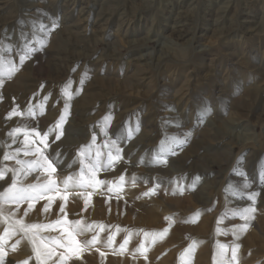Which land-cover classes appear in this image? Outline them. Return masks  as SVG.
I'll list each match as a JSON object with an SVG mask.
<instances>
[{
    "label": "rangeland",
    "instance_id": "obj_1",
    "mask_svg": "<svg viewBox=\"0 0 264 264\" xmlns=\"http://www.w3.org/2000/svg\"><path fill=\"white\" fill-rule=\"evenodd\" d=\"M62 116L46 145L28 136L25 155L24 133ZM37 148L55 161L58 187L95 164L92 186L51 193L50 205L7 201L13 180L43 179L27 171ZM0 172L9 224L59 219L40 235L66 240L79 221L77 242L98 238L66 264H185L193 244L191 264H213L249 207L233 264H264V0H0ZM17 242L3 264H36L20 231L5 248Z\"/></svg>",
    "mask_w": 264,
    "mask_h": 264
},
{
    "label": "snow or ice",
    "instance_id": "obj_2",
    "mask_svg": "<svg viewBox=\"0 0 264 264\" xmlns=\"http://www.w3.org/2000/svg\"><path fill=\"white\" fill-rule=\"evenodd\" d=\"M25 59L24 56L20 57L21 62ZM12 115H20V113L14 108L12 110V113L9 114L8 118H11ZM63 123V116L61 117V120L57 122V124L54 126V128L43 132L42 134L39 132L33 131L32 133L25 132V140L23 141L25 147H24V154L28 155L32 152L33 146L35 144V141H29L28 136L33 135L40 141L41 144H47L48 137L51 134V132H55L56 129L60 127V125ZM20 129L17 128L14 130L13 133H10V136H15L19 134ZM56 140L60 139V135L57 134L55 137ZM117 155L116 156H109V163L105 165V168L111 167L112 163L118 162L120 157L118 155L119 149L116 150ZM16 155H19V153H16ZM34 155L36 156V159L27 163V171L29 172H36L37 173V179H40V177H43L42 180H40L39 183L31 184L27 188L20 187L17 188L16 184L18 181L13 180L12 187L5 190L4 198H6L7 201L20 204L22 201H38L41 198H48L49 199V205L52 202V198L50 197L51 193H59L61 191L67 192L69 189H75V188H85V187H91L92 181L95 178V173L97 171V166L94 164L91 168L88 169L87 173L85 175H79L77 177L69 176L65 178L61 183L63 184V188H60L57 186V181L53 179L52 174L56 172V168L53 166L55 161H51L48 157L44 155V152L41 151L39 148L35 150ZM9 155L4 156V160H8ZM83 163V162H81ZM0 179H3V174L0 172ZM123 177L120 178L121 182L123 181ZM97 184L103 185L105 182L102 180L95 181ZM247 187V185H245ZM111 190V189H109ZM145 195H149V193H145ZM59 199H65V197L60 196ZM249 199L255 203L256 194L249 197ZM49 205H46L44 208V211L47 212L49 210ZM29 209L32 208V203H29L28 205ZM60 212H64V206L61 205ZM255 208L249 207L245 208L242 213H240L241 219L244 221V223L239 226L236 229H233L234 234V241L233 244L230 246L225 245H218L217 249L214 252L213 255V264H223L225 253L231 250V260L227 262V264H233V262L237 261L239 259L237 253L239 251V245L235 243L236 240L240 239L241 234L247 231V229L251 226V221L254 219ZM27 214V213H26ZM9 220H11V217H4L3 216V209L0 208V223L5 224L7 227L4 229V235L0 236V264H3L5 257L7 255V252L15 251L18 246L17 244H13L10 249L5 248V241L10 238L12 235L16 234L17 231H20L24 235V239L28 242L30 246V250L32 252V255L34 259L36 260V264H49L50 260H53L55 257L58 261V264H66L67 261H70L72 259H80L81 253L84 250H87L88 248L94 246L98 242V238L96 236H93L91 240H84L77 242L74 239L75 235H82L84 233V229H78L77 225L79 224V221L76 222V224L71 225L72 231H70L67 234L66 240H60L58 238L53 237H44L41 236L40 233L42 231H51L55 225L60 224V220L58 219L55 221V224H48V225H39V224H24L21 220L17 219L12 221L9 224ZM168 230L165 229L164 232H167ZM157 235V234H153ZM158 235H164V233H159ZM113 237H108V243L104 245V247H110L112 243ZM128 243V240L125 239L124 244L120 245L119 251L123 253L125 250V245ZM63 249V254H57V249ZM195 248V244L190 245L189 248H186L184 252L181 254V256H187L188 259L185 261V264H191V256L193 253V250ZM144 249V245L142 244L140 248L137 249L136 253H133V255L140 254L145 255V251H142ZM100 256L103 257L104 253L101 252ZM25 264H28L26 261Z\"/></svg>",
    "mask_w": 264,
    "mask_h": 264
},
{
    "label": "bare ground",
    "instance_id": "obj_3",
    "mask_svg": "<svg viewBox=\"0 0 264 264\" xmlns=\"http://www.w3.org/2000/svg\"><path fill=\"white\" fill-rule=\"evenodd\" d=\"M227 9H228V7L224 8L223 11L225 12V11H227ZM182 11H183V10H182ZM180 24H181L180 21L176 22V24L174 25V26H175L174 28H175V29H179V27H180L179 25H180Z\"/></svg>",
    "mask_w": 264,
    "mask_h": 264
}]
</instances>
